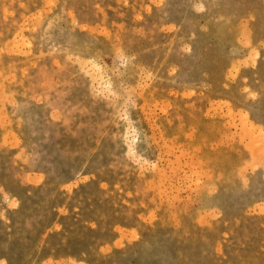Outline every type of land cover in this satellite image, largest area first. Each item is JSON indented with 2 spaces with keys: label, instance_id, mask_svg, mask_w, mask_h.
<instances>
[{
  "label": "rangeland",
  "instance_id": "rangeland-1",
  "mask_svg": "<svg viewBox=\"0 0 264 264\" xmlns=\"http://www.w3.org/2000/svg\"><path fill=\"white\" fill-rule=\"evenodd\" d=\"M0 264H264V0H0Z\"/></svg>",
  "mask_w": 264,
  "mask_h": 264
}]
</instances>
